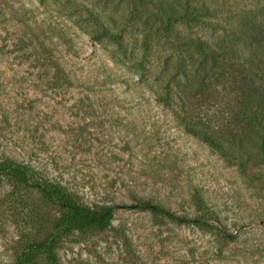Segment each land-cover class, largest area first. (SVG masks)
Returning a JSON list of instances; mask_svg holds the SVG:
<instances>
[{
    "label": "rangeland",
    "instance_id": "obj_1",
    "mask_svg": "<svg viewBox=\"0 0 264 264\" xmlns=\"http://www.w3.org/2000/svg\"><path fill=\"white\" fill-rule=\"evenodd\" d=\"M186 11L197 19L165 34L167 17ZM253 26L264 28V0H0V159L32 165L88 206L139 198L236 234L121 208L109 229L62 240L60 264H264L259 148L229 158L158 100L173 86L172 46ZM31 203L0 179V264L23 248Z\"/></svg>",
    "mask_w": 264,
    "mask_h": 264
},
{
    "label": "trees",
    "instance_id": "obj_2",
    "mask_svg": "<svg viewBox=\"0 0 264 264\" xmlns=\"http://www.w3.org/2000/svg\"><path fill=\"white\" fill-rule=\"evenodd\" d=\"M196 19L189 11L171 15L162 29L170 34L173 22ZM234 40L243 41L238 44ZM248 46L255 48L243 58ZM171 51L176 54L168 80L173 86L164 85L158 100L177 107L185 131L221 154L234 157L236 148L254 144L264 164V28L253 26L243 34L234 30L221 42L184 38ZM0 179L11 182L20 197L22 193L32 197L30 206H25L30 209L29 221L20 230L23 248L13 264H60L62 240L75 233L109 229L121 208L150 212L179 225L216 230L230 241L236 239V234L220 226L177 215L148 200L135 198L134 204L124 207L88 206L62 185L43 177L37 168L14 158L0 159ZM202 204L201 200L197 202L199 207ZM50 207L56 209L55 217L43 218V211Z\"/></svg>",
    "mask_w": 264,
    "mask_h": 264
}]
</instances>
